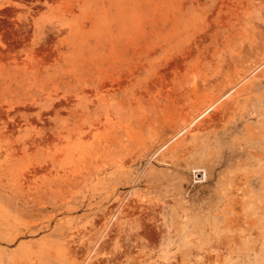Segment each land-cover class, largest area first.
I'll return each instance as SVG.
<instances>
[{
	"label": "rangeland",
	"instance_id": "374dc122",
	"mask_svg": "<svg viewBox=\"0 0 264 264\" xmlns=\"http://www.w3.org/2000/svg\"><path fill=\"white\" fill-rule=\"evenodd\" d=\"M0 264H264V0H0Z\"/></svg>",
	"mask_w": 264,
	"mask_h": 264
},
{
	"label": "bare ground",
	"instance_id": "6f19581e",
	"mask_svg": "<svg viewBox=\"0 0 264 264\" xmlns=\"http://www.w3.org/2000/svg\"><path fill=\"white\" fill-rule=\"evenodd\" d=\"M211 107H212V105L206 107L202 112H200V113L198 114V116H202L203 113L208 112V111L211 109Z\"/></svg>",
	"mask_w": 264,
	"mask_h": 264
}]
</instances>
